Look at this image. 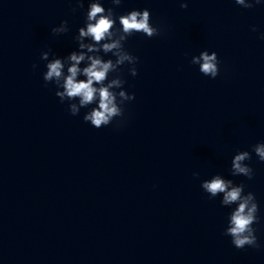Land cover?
<instances>
[{"label":"water","instance_id":"obj_1","mask_svg":"<svg viewBox=\"0 0 264 264\" xmlns=\"http://www.w3.org/2000/svg\"><path fill=\"white\" fill-rule=\"evenodd\" d=\"M180 3L102 0L116 16L147 8L161 34L128 38L138 75H120L135 99L97 129L83 120L94 105L72 116L40 59L77 49L89 0H0V264H264V162L252 153L251 180L230 174L264 142V0ZM204 50L215 79L190 63ZM215 174L255 194L259 248L223 234L231 209L201 188Z\"/></svg>","mask_w":264,"mask_h":264},{"label":"clouds","instance_id":"obj_2","mask_svg":"<svg viewBox=\"0 0 264 264\" xmlns=\"http://www.w3.org/2000/svg\"><path fill=\"white\" fill-rule=\"evenodd\" d=\"M121 2L122 0H111L117 6ZM234 2L244 9H252L261 0ZM76 3L83 7V0H76ZM180 7L187 9V0H181ZM117 20L119 28L116 27ZM150 21L151 13L147 8L133 9L116 16L113 8L106 9L103 6L102 0H89L85 25L78 29V34L74 37L77 49L64 57L56 56L51 50L41 53L40 59L47 62L43 73L45 85H55V95L61 103L68 102L67 109L72 116H78L81 109H89V106L94 105L83 115V120L91 126L100 129L109 126L117 118L118 125L122 124L125 119V104L134 100L135 94L124 90L126 81L120 75L121 67L128 64L131 66L129 74L133 77L138 75V57L128 52L124 45L135 33H142L147 38L159 36L160 28L153 26ZM51 31L54 35L67 33L68 21H61ZM252 31H257L255 26ZM261 39H264V34ZM109 54L114 59H105ZM190 63L198 65L199 72L204 76L215 79L219 75L220 61L214 51H201L199 55L192 56ZM36 67L34 64L33 68ZM252 153H255L259 161L264 162V142L253 145L251 153L247 150L236 152L231 160L232 176H244L249 180L253 178L254 170L246 163L252 159ZM193 176L198 178L199 173L194 172ZM245 187V184H235L220 174L201 182V188L210 199L221 196V206L231 209L223 234L231 238L232 245L237 249L259 248L256 229L253 227L259 222V205L255 194L250 191L246 193Z\"/></svg>","mask_w":264,"mask_h":264}]
</instances>
